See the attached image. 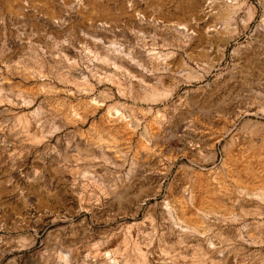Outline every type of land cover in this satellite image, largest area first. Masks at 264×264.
Returning a JSON list of instances; mask_svg holds the SVG:
<instances>
[{"label": "rangeland", "instance_id": "1", "mask_svg": "<svg viewBox=\"0 0 264 264\" xmlns=\"http://www.w3.org/2000/svg\"><path fill=\"white\" fill-rule=\"evenodd\" d=\"M208 1L0 0V264L130 234L164 264H264V0H234L253 18L224 33ZM206 209L207 237L183 233Z\"/></svg>", "mask_w": 264, "mask_h": 264}, {"label": "bare ground", "instance_id": "2", "mask_svg": "<svg viewBox=\"0 0 264 264\" xmlns=\"http://www.w3.org/2000/svg\"><path fill=\"white\" fill-rule=\"evenodd\" d=\"M209 5H210V8H213L215 7L216 5L218 4H224L227 9H225V15H224V26L222 28V32L224 31H233V30H236L238 28V25H239V21L242 22L243 24H247L249 23L252 18H253V12L250 11L248 12L244 17L241 18V7H240V2L238 3H233L234 0H222V1H219L217 2V0H209L208 1ZM236 2V1H235ZM246 4V3H245ZM264 5V4H263ZM250 7V6H249ZM224 8V6L222 7V9ZM243 8V7H242ZM220 9V7H219ZM221 9V10H222ZM249 9V8H248ZM214 10V8H213ZM252 10V9H251ZM215 11V10H214ZM210 12V11H209ZM221 12V11H220ZM143 19V18H142ZM178 30V29H177ZM181 30V29H180ZM186 31V30H185ZM217 31V30H216ZM223 32V33H224ZM235 33V32H234ZM182 34L184 35V38L185 37H189L187 36L188 34L185 33V32H182ZM229 34V33H228ZM190 35V34H189ZM230 35V34H229ZM219 36V34H218ZM230 37V36H229ZM232 37V36H231ZM229 39V38H228ZM234 39V38H232ZM186 40V39H185ZM187 42V41H185ZM115 51L117 52L116 54L120 56V53L122 54V49L119 50V49H115ZM114 52V51H113ZM120 52V53H119ZM131 52V51H130ZM127 54V53H126ZM129 54V53H128ZM118 56V57H119ZM122 57V56H121ZM161 57V56H159ZM129 58V57H128ZM132 59V58H131ZM156 59V58H155ZM162 59V58H161ZM159 59V60H161ZM158 60V58H157ZM104 61V59H103ZM159 62V61H158ZM106 63L108 64L109 63V60H106ZM116 63V62H115ZM163 63V61H162ZM113 64V63H112ZM114 65V64H113ZM117 65V64H116ZM160 65V64H158ZM42 70V69H41ZM40 73H42V71H40ZM118 82V81H117ZM119 85V84H118ZM144 89V88H143ZM166 94H163V93H160L159 91L155 90V89H152V90H148V89H145L144 90V93L142 94V99L146 100V101H157L159 99H161L162 97H164ZM27 103V102H26ZM24 117V116H23ZM25 120V119H24ZM29 121V120H28ZM30 122H27V121H23L22 119H20L17 123H16V126H14L15 130H19L20 132L19 133H22L23 135H26L29 137L30 141L28 142H31V143H36V144H40L43 142V139L44 137H42L41 135L40 136H30L29 133H31L30 131ZM14 125V124H13ZM12 125V126H13ZM10 129H12L10 127ZM10 131V130H9ZM11 133V132H9ZM18 133V134H19ZM14 135V134H13ZM22 135V136H23ZM38 135V134H37ZM18 136V135H17ZM28 140V139H27ZM104 157V156H103ZM108 159V158H107ZM103 160V159H102ZM105 160V159H104ZM108 161V160H106ZM110 163V162H109ZM111 165V164H110ZM86 172V171H85ZM84 172V173H85ZM92 172V171H91ZM77 174V173H76ZM86 176V175H85ZM94 176V175H93ZM92 177V175H91ZM96 177V176H95ZM89 177H87L88 179ZM94 180V179H93ZM92 180V181H93ZM96 182V181H95ZM85 183V182H84ZM98 184V183H96ZM88 185V184H87ZM89 187V186H88ZM78 189V188H77ZM82 189V188H81ZM86 189V188H85ZM84 189V190H85ZM104 189V188H103ZM100 190V189H98ZM106 190V189H105ZM79 191V190H78ZM102 191V190H101ZM77 192V191H76ZM81 192V191H80ZM79 192V195H78V201L80 202V204L83 203V195L80 194ZM86 192V190H85ZM107 191H102L103 195H107L106 193ZM101 193V194H102ZM94 194V193H93ZM100 195V194H99ZM99 195L98 197L96 196V201L98 202L99 201ZM109 195V193H108ZM194 195L193 192H191V195L190 196H183L181 201H180V204L182 202L185 203L186 205L184 206V209H188L191 208L189 207V204L192 205L191 203H193L194 201ZM204 195V194H203ZM206 195V194H205ZM204 195V196H205ZM101 196V195H100ZM110 196V195H109ZM196 196V195H195ZM256 196L264 199V194H257ZM104 197V196H103ZM202 197V196H201ZM204 198V197H203ZM202 198V199H203ZM76 199V198H75ZM93 199V198H92ZM196 199V198H195ZM78 202V203H79ZM94 202V201H93ZM178 202V201H177ZM99 203V202H98ZM97 203V204H98ZM181 204V205H182ZM183 206V205H182ZM81 208V207H80ZM183 208V207H182ZM194 208V207H193ZM177 209L176 208V205L174 206L173 204L167 202L166 203V210H167V213L169 214V216L171 218H173L176 222L177 221H180L179 220V217L177 216ZM182 211V210H181ZM191 212V211H189ZM198 212V211H197ZM197 212H194L193 213V217L195 219H197V217H199L198 220L200 225L198 223H196L197 221L195 220V224H191V221L189 224H186L184 226H181V229L183 231V233L187 234L188 236L190 237H196L197 235H203L204 237H207V233L209 232L210 230V221H211V213L206 209L204 211H199V213ZM54 213V212H53ZM187 215V214H186ZM191 215V214H190ZM193 218V220H194ZM184 222V221H183ZM198 224V225H197ZM130 232V231H129ZM131 233V232H130ZM129 233V234H130ZM131 235V234H130ZM127 236V238H125L124 241H122V244L119 246V248L117 249H113L112 251H109V252H105L103 253L102 249L100 247L104 246H100L99 244L95 245V249H94V252L91 254V261L90 262H87V263H83V264H164L163 262L160 263V260L159 259H156L155 258V253L151 247L152 244L148 243L146 245H142L138 239L137 240H133L131 238V236ZM145 235V234H144ZM181 240V239H180ZM152 241V240H151ZM154 241V240H153ZM101 242V241H100ZM106 242V241H105ZM146 242V241H145ZM149 242V241H148ZM179 242V241H178ZM98 243V242H97ZM107 243V242H106ZM104 244V243H103ZM98 245L100 247H98ZM207 246V245H206ZM210 244H208V248H209ZM105 248V247H104ZM203 249V248H201ZM106 250V249H105ZM75 252V250L73 251ZM92 252V250H91ZM76 253H77V250H76ZM79 253V252H78ZM68 254V253H67ZM75 254V253H73ZM208 255H209V251L206 250L205 253L203 254V258L204 260H194L191 264H207V258H208ZM90 256V254H89ZM168 257V256H167ZM170 257V256H169ZM88 258V256H87ZM65 260L66 261H69L71 260L72 263L75 262V259H74V255H70V257L68 258L65 257ZM78 260V259H76ZM89 260V259H88ZM70 263V264H72ZM170 264V263H169Z\"/></svg>", "mask_w": 264, "mask_h": 264}]
</instances>
